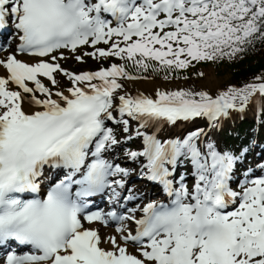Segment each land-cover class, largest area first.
<instances>
[{"label": "snow or ice", "instance_id": "snow-or-ice-1", "mask_svg": "<svg viewBox=\"0 0 264 264\" xmlns=\"http://www.w3.org/2000/svg\"><path fill=\"white\" fill-rule=\"evenodd\" d=\"M0 33V264H264V71L128 88L264 47V0H0Z\"/></svg>", "mask_w": 264, "mask_h": 264}, {"label": "trees", "instance_id": "trees-1", "mask_svg": "<svg viewBox=\"0 0 264 264\" xmlns=\"http://www.w3.org/2000/svg\"><path fill=\"white\" fill-rule=\"evenodd\" d=\"M223 65L226 66V72L230 75L229 82L239 85L250 81L254 75L264 71V47L235 62H223ZM247 127V124L243 125L239 130L243 131Z\"/></svg>", "mask_w": 264, "mask_h": 264}, {"label": "rangeland", "instance_id": "rangeland-1", "mask_svg": "<svg viewBox=\"0 0 264 264\" xmlns=\"http://www.w3.org/2000/svg\"><path fill=\"white\" fill-rule=\"evenodd\" d=\"M128 71H131L133 73H136V69L131 66V65H128ZM82 70H86L85 67H80ZM204 72H205V77L204 78H200V79H197V80H194V81H178V82H161V81H144L146 83H153L154 85H156V88L157 87H161V88H172V87H176V86H180V87H185V86H189V87H196V88H200V87H205V88H208L210 90H212L213 92H215L218 88H221L222 86H225L226 85V76H214L216 74L215 71H212L213 75L211 74L209 68H205L204 69ZM212 79L213 81L211 82V86L210 85H206L204 84V81L205 79ZM46 79V78H45ZM130 84V81L128 82ZM137 83V82H135ZM143 83V82H142ZM151 83V84H152ZM128 84V88L130 87ZM130 85H133V84H130ZM133 93H135V91L133 90L132 91Z\"/></svg>", "mask_w": 264, "mask_h": 264}, {"label": "bare ground", "instance_id": "bare-ground-1", "mask_svg": "<svg viewBox=\"0 0 264 264\" xmlns=\"http://www.w3.org/2000/svg\"><path fill=\"white\" fill-rule=\"evenodd\" d=\"M4 55H5V53H0V57H3ZM21 58H23V57H21ZM4 72H5V70L3 68H0V74H3ZM212 81H213L212 79L207 78V79H205L204 84L211 86ZM151 83H146V82L142 83L140 80L139 81L137 80V83H135V82L131 83L133 85H130L131 86L130 89H133L134 91L139 90L141 92H146V93L150 94L156 88V85H154L153 83L151 84ZM199 123H200V121H199ZM101 232H102V234H106V233H110L112 231L109 228L101 227Z\"/></svg>", "mask_w": 264, "mask_h": 264}]
</instances>
